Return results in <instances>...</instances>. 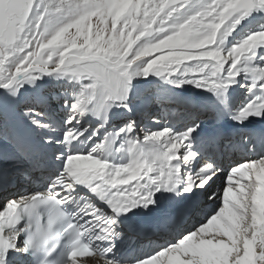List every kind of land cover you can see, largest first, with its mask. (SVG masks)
Here are the masks:
<instances>
[{
  "label": "snow or ice",
  "instance_id": "1",
  "mask_svg": "<svg viewBox=\"0 0 264 264\" xmlns=\"http://www.w3.org/2000/svg\"><path fill=\"white\" fill-rule=\"evenodd\" d=\"M253 11H264V0H0V185L5 164L18 178L39 170L40 147L22 123L9 126L5 120L6 112L15 115L23 85L52 73L90 81L64 101L62 138H43L46 145L62 146L55 154L62 164L58 174L42 191L10 199L0 209V264H17L15 256L24 264H80L79 257L93 255L103 264H121L113 254L120 216L155 210L165 192L195 197L221 173L223 188L209 196L219 205L176 242L136 264H264V155L237 161L225 172L198 148L220 139L201 140L199 123L133 136L116 149L128 153L127 163H112L110 156L117 137L133 134L134 122L90 151L73 150L87 131L81 120L90 113L106 122L114 103L127 108L131 81L139 75L154 73L220 95L243 73L253 96L232 118L241 124L264 118V55L258 53L264 30L225 48ZM23 115L37 130H59L36 119L43 114L34 108ZM78 189L86 195L78 196Z\"/></svg>",
  "mask_w": 264,
  "mask_h": 264
},
{
  "label": "bare ground",
  "instance_id": "2",
  "mask_svg": "<svg viewBox=\"0 0 264 264\" xmlns=\"http://www.w3.org/2000/svg\"><path fill=\"white\" fill-rule=\"evenodd\" d=\"M261 18L264 19V11H253L248 17L241 21L237 28L241 25L247 26L243 32L247 30L246 33H248L250 30H253L255 26H264V20L255 24ZM230 47L232 46L225 43V48ZM260 49L264 52V48ZM259 62L264 63V61ZM239 82H242V85L237 87ZM246 82L249 83L250 80L245 79V76H240L236 79V83H233L232 89L227 88V91L220 95H214L209 91L198 88V96L196 97L199 98L201 95L205 97L204 100H206V102L202 104L193 103L196 97L193 96L191 92L183 95L185 98L181 95L182 98L185 99L182 105H185L187 108L184 110L182 109L180 120L176 118V111L179 109L178 104H165L162 100L149 103V101L144 98L148 95L144 94V96L142 95L143 97L140 98L139 104H137L136 100H131L132 96H128L125 103H127L128 109H131L130 113L127 114L128 111L122 113L123 115H128L126 121H124V117L117 118V112L113 114V107L115 111L121 108L114 103L107 113L106 122L89 113L81 120V124H94L98 121L96 128L99 129V132L105 131V136L103 137L104 141L105 137L110 138L114 136L120 129L124 128L126 124L134 122L135 128L133 134H121L117 137L113 142V152L110 156V161L112 163H127L129 160L128 153L124 150L116 151V149L120 148L121 145H126L130 138L137 136L142 139L146 132L156 131L164 127H168L174 132L183 131V127L187 123L186 120L192 119V121H194L197 113H203L205 109L201 108V105H205L204 107L207 105L212 109V112L209 110L208 114L212 117H216L219 125L213 129L201 125L196 135L204 141L218 137L220 139L217 144L209 146L205 143L203 145H198V148L204 157L209 158L210 162L214 161L226 172L227 169L237 161L264 155V118L249 117L242 124L236 122V120L232 118V116L237 113L235 107L237 103L246 99L244 98V95L247 93L244 91L247 89V87L244 86ZM145 86H147V84H145ZM138 92H140V90ZM228 93V96H222ZM59 94L60 92L58 91L56 96H59ZM49 95L55 96V93H50ZM35 97L36 96L31 97V100L20 104L16 109L15 115L6 112L5 118L10 119V126L22 123L31 139V135L36 133L43 134L46 138L54 136L56 139H61L63 135V120L66 119L67 113L63 115H59L58 113L62 114V105H64L65 100L69 101V99L66 98L62 102L61 99L57 98V100L52 102L49 97L45 96L42 102L37 103L32 100ZM189 100H192V102ZM45 101L46 104L44 103ZM196 104H198L199 107ZM33 105L36 106L34 109L37 113L43 114L39 115V120L49 124L50 127L59 125V130L57 132H50L48 129L37 130L36 127L24 117L23 113ZM168 107L170 111H166ZM191 108L197 109L198 112L195 113L191 111ZM132 111L135 112L134 116ZM149 112H152V117H149ZM36 119H38V117H36ZM101 125H103V127H100ZM27 126L32 127V129H27ZM222 127H225L224 131H222ZM80 128L84 129L82 126ZM92 133L89 135V131H86L84 137L81 138L82 143L75 145L73 150L90 151L95 144L102 142L99 141V138L102 137L101 133L99 135H92ZM89 136H91V139H87ZM41 140L42 141L39 142L41 144L39 145L41 152L38 157L39 170L33 172L30 178H18L17 174L12 172L10 166H4L7 176L2 185H0V207L3 203L15 197L28 196L36 191H42L47 187L50 179L58 174V169L62 167V164L61 161L55 159V154L62 150V146L55 144L46 145L43 143V138H41ZM195 168L196 165H193V170H195ZM242 182L247 183V181ZM135 183V181L131 182V184ZM224 184V174L221 173L219 178H216L211 184L210 190H199L195 197L191 193L181 192L180 195H176L175 193L165 192L161 197L159 207H156L155 210L147 211L138 208L129 212L126 216H120L118 218L119 226L117 228L120 236L115 240L116 247L113 249V254L116 258L119 253L122 255L120 259L117 258L121 261V264H136L137 259L153 254L165 246L176 242L179 239L181 231L197 224L198 221L204 219L203 214L205 212L212 211L219 205L218 200L209 199V196L211 193H219ZM77 195H86V190L78 189ZM157 196H161V194L157 193ZM91 199L92 203L107 211L106 205H101L100 201L96 200L94 197ZM80 203H85V200H81ZM174 209V217L169 221L166 219L167 215L172 213ZM178 210L182 211L179 212V216L176 218ZM130 216H132L133 220L128 221L127 219ZM163 218L165 221L161 220ZM138 221H142V225L139 224ZM150 222H155L158 226H151L150 230H147L146 225ZM143 223L145 225H143ZM138 226L139 233H135V229ZM153 232H155L154 235H152ZM115 251L119 253L116 254L114 253ZM13 259L17 261V264H24V261H22L19 256H15ZM87 264H103V259L97 255L89 259Z\"/></svg>",
  "mask_w": 264,
  "mask_h": 264
},
{
  "label": "rangeland",
  "instance_id": "3",
  "mask_svg": "<svg viewBox=\"0 0 264 264\" xmlns=\"http://www.w3.org/2000/svg\"><path fill=\"white\" fill-rule=\"evenodd\" d=\"M264 19L261 18L258 22H256L255 24L260 23L261 21H263ZM92 23H93V30H95V25L98 23V19L96 17H93L92 19ZM247 26L241 25L239 26L233 33L231 36L228 37L226 43L230 46H234L235 44H237L238 42H240L244 37H246L247 35L256 32V31H260V30H264V26L263 25H258L253 27V30H250L248 33L243 32L245 30ZM72 32L75 31V29L71 30ZM258 53L261 55H264V52H262V49H258ZM161 53H154L153 57L160 55ZM164 54H166V50L164 52ZM185 63H191V62H185ZM241 77L244 76L243 73H241L240 75ZM240 76H238L237 78H239ZM236 78V79H237ZM90 81H88L87 79H85V81H76L72 78H70V76L68 75H63V74H58V73H52L50 75H43L41 76L39 79L35 80L34 83H25L23 85V87L20 89V92L18 93L17 97L15 98L14 103L16 104V109L17 107L24 103L25 101H29L31 100V97L36 96L34 99H32L33 101L40 103L42 102V100L44 99L45 96L50 98V101H55L58 99H61V101L63 102L66 98L70 100L73 99V97L77 94H79L82 90H83V86H86L87 84H89ZM145 84H147V86H145ZM250 84L246 82L245 85ZM140 85V86H139ZM239 85H242V82H239V84L237 85V87H239ZM233 86V84H231L228 89H230ZM140 92H138L139 90ZM202 89V88H200ZM232 89V88H231ZM54 90V91H53ZM193 90V91H192ZM60 92L59 96H56L57 92ZM198 87L196 86H192V84L190 83H184L181 86H177L174 83H171L169 79H166L165 77L162 76H157L154 73L149 74L147 77L143 76V75H139V76H134L131 84H130V89H129V93L128 96H132L131 100L133 101H137V104H139V100L140 98H142L145 95H148L144 98H146V100L150 102H156L158 100H162L164 101L165 104H174L179 106V109L176 111L177 115L176 118L177 120H180V113L182 112V109H186L187 107L185 105H182V102L185 101V99L182 98L183 95H186L187 93L191 92L193 93V96H198ZM200 91V90H199ZM245 92H247L244 96V98L242 101L238 102L237 105L235 106L237 109V112L239 109L243 108L248 102L249 100L252 99L253 96V92H250L249 89H245ZM5 92V90L0 89V95H3ZM250 92V93H249ZM50 93H55V96H50ZM180 93V94H179ZM133 94V95H132ZM143 95V96H142ZM182 95V96H181ZM229 93L227 95L223 94L222 96H228ZM139 96V97H138ZM184 97V96H183ZM185 98V97H184ZM205 97L203 96H199L194 98L193 103H198V104H202L205 103L206 100H204ZM192 102V100H189ZM51 102V103H52ZM46 104V101L44 102ZM196 104V105H198ZM205 105H201V108H205L203 110V113H197V109H193L191 108V111H194L195 113H197L196 119L194 121L191 120H186V125L183 127L184 129L187 127L192 126L193 123H199L200 126H207L210 129L216 128L219 124L217 122V118L216 117H212L211 115L208 114V111L212 109L211 107H208L206 105V107H204ZM31 108H36L35 105L30 106ZM63 107V112L58 113L59 115H63L64 113H67V108L65 107V105H62ZM199 107V105H198ZM65 109V110H64ZM113 114H116L117 118H122L124 117V121H126V118L128 117V115H123L122 113L128 111L127 114L130 113V110L124 107H121L119 109H117L118 111H115V108L113 107ZM166 110V109H165ZM166 111H170L169 107L167 108ZM236 114V113H235ZM152 112H149V117H152ZM214 116V115H213ZM38 117V119L40 118L39 115L36 116ZM179 117V118H178ZM175 118V119H176ZM6 120V124H8L10 126V119L5 118ZM210 120V121H209ZM98 121H96V123L94 124H85L82 125L80 124L79 127H83L84 129H87V131H89V135L98 130V134L99 135L101 133V136L99 138V141H103V137L105 136V131L103 132H99V129L96 128ZM237 122V121H236ZM209 123V124H208ZM226 126V125H225ZM32 127L27 126V129H29ZM222 131L225 130V127H222ZM228 128V126H227ZM63 136V135H62ZM33 142L37 143V145H41L39 142L42 141L41 138H46V136H44L43 134L40 133H36L31 135ZM203 162V161H202ZM5 166H7V164H5ZM211 212V211H209ZM174 213H175V209L172 211V213H169L167 215L168 217H174ZM166 218V217H164ZM161 219L162 221H165V219Z\"/></svg>",
  "mask_w": 264,
  "mask_h": 264
}]
</instances>
